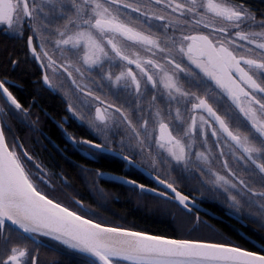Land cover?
I'll use <instances>...</instances> for the list:
<instances>
[{
	"label": "flooded vegetation",
	"instance_id": "af4514ba",
	"mask_svg": "<svg viewBox=\"0 0 264 264\" xmlns=\"http://www.w3.org/2000/svg\"><path fill=\"white\" fill-rule=\"evenodd\" d=\"M9 1L6 33L19 35L9 32L20 16L30 28L33 126L43 113L70 150L46 133L52 148L70 161H119L131 183L229 240L220 244L264 255V141L236 107L264 133V0ZM44 93L60 111L42 107ZM25 159L17 161L32 187L33 178L52 181V167L33 152ZM11 228L0 226V264H37L40 247H52Z\"/></svg>",
	"mask_w": 264,
	"mask_h": 264
},
{
	"label": "trees",
	"instance_id": "16d2710c",
	"mask_svg": "<svg viewBox=\"0 0 264 264\" xmlns=\"http://www.w3.org/2000/svg\"><path fill=\"white\" fill-rule=\"evenodd\" d=\"M29 34L27 24L19 35L11 36L0 23V82L15 101L13 104L0 92V126L13 155L16 148L23 161L27 162L25 157L30 159L33 152L44 168L52 167V181L47 183L33 178L37 183L33 185L34 189L74 214L101 225L178 240L219 244L229 242L206 231L202 223L201 228L192 225L193 221L181 216L174 204L149 194L145 189H139L130 182V179H136L134 175L121 172L123 166L119 161L106 157L92 161L77 153H71L74 159L70 161L48 144L46 133L60 147L65 145L67 151L70 150L57 127L43 113H37L38 122L33 126V79H36V73L33 57L25 44V37ZM39 100L49 113L60 111L56 99L47 93L42 94ZM25 169L30 176L29 169ZM98 172L115 173L117 179L113 180L109 174H100L99 178ZM40 239L47 241L53 248L41 246L37 264H96L92 259L59 243Z\"/></svg>",
	"mask_w": 264,
	"mask_h": 264
},
{
	"label": "water",
	"instance_id": "95a60500",
	"mask_svg": "<svg viewBox=\"0 0 264 264\" xmlns=\"http://www.w3.org/2000/svg\"><path fill=\"white\" fill-rule=\"evenodd\" d=\"M11 11V1L0 0V22L4 21L11 14ZM31 53L33 54V48ZM244 62L255 64L251 61ZM246 78L248 79V77ZM0 92L7 100L13 104L15 103L13 97L1 82ZM236 107L255 133L264 141V133L245 117L238 106ZM226 135L254 164L256 169L263 171L258 164L252 161L248 152L236 141V138L229 132ZM5 151L9 152L0 126V226L8 225L37 243L41 242L40 238L52 240L92 259L96 264H115V262L126 264H193V262L264 264V255L234 246L155 236L101 225L76 215L41 195L30 185L28 180L27 182L33 192L30 193L21 188L14 181L6 164ZM106 152L134 166L143 174L151 176L145 169L130 159L112 151L107 150ZM9 154L14 159L10 152ZM14 161L16 162L15 159ZM16 164L18 165L17 162ZM18 167L23 173L21 167L19 165ZM136 186L143 189L139 185ZM166 189L173 195V200L178 204L193 205L189 199L183 197L173 188L167 186ZM40 197H44L51 203L70 212L78 220L51 210L40 202L38 199Z\"/></svg>",
	"mask_w": 264,
	"mask_h": 264
},
{
	"label": "bare ground",
	"instance_id": "6f19581e",
	"mask_svg": "<svg viewBox=\"0 0 264 264\" xmlns=\"http://www.w3.org/2000/svg\"><path fill=\"white\" fill-rule=\"evenodd\" d=\"M5 161L6 164L10 170L11 175L13 176L14 181L23 189L27 190L28 192L32 193V188L29 186V183L27 182V179L24 177L23 173L21 172L20 168L18 167V165L16 164V162L14 161V159L10 156L8 151H5ZM40 200V202L47 206L48 208H50L51 210L66 215V216H70L73 217L75 219L78 220V218L75 216H73V214L71 215L70 212L60 208L59 206L51 203L50 201H48L47 199H45L44 197H40L38 198ZM68 245L75 247L74 245H71L69 243H67ZM193 264H210V263H201V262H193ZM214 264H218V263H214Z\"/></svg>",
	"mask_w": 264,
	"mask_h": 264
},
{
	"label": "rangeland",
	"instance_id": "374dc122",
	"mask_svg": "<svg viewBox=\"0 0 264 264\" xmlns=\"http://www.w3.org/2000/svg\"><path fill=\"white\" fill-rule=\"evenodd\" d=\"M20 5V4H19ZM22 21H23V18H22V16H20L19 18H18V20H16L15 22H14V24H13V27H12V30H10V32L9 33H18V31H20L21 30V26H22ZM261 120H263V123H264V114H263V116H261V118H260ZM245 142H246V144L247 145H249V143L245 140ZM23 153H24V151H22ZM11 153V152H10ZM14 153H15V155H13L12 153V156L14 157V159L16 160V162L18 163V161H17V158L18 159H20L21 161H23V159H22V156H21V154L18 152V150L15 148V150H14ZM25 154V153H24ZM17 157V158H16ZM24 162V161H23ZM26 163V162H25ZM18 165H19V163H18ZM20 166V165H19ZM21 167V166H20ZM22 169V168H21ZM214 180H215V182H223V181H226V179L224 178V177H220V176H215L214 175Z\"/></svg>",
	"mask_w": 264,
	"mask_h": 264
}]
</instances>
